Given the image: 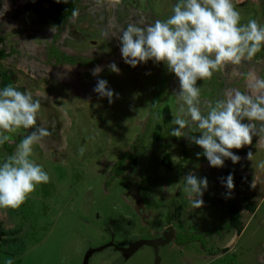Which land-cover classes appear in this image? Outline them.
Wrapping results in <instances>:
<instances>
[{
	"label": "rangeland",
	"instance_id": "1",
	"mask_svg": "<svg viewBox=\"0 0 264 264\" xmlns=\"http://www.w3.org/2000/svg\"><path fill=\"white\" fill-rule=\"evenodd\" d=\"M119 1L78 0L75 14L66 23L68 32L63 39L65 47L87 53L94 51L99 57L118 51V55L111 58L109 63L122 64L119 66L121 73L110 71L109 64L103 59L95 65L103 69L97 76V81L110 75L105 80L109 88L118 94L114 97V102L109 103L108 98H102L94 91L95 80L92 87L85 83L86 78H93L92 70L88 69H82V74L72 73L76 78H82V84L71 86L73 90L82 87V96L74 95L73 100H63L62 96L72 94L70 84L57 75H50V72L43 69L46 65L42 66L32 58L48 43L53 29L42 25L29 12L23 0H0V35L4 37L0 50L3 48L6 52H11L0 58V69L9 70L13 85L21 91L31 92L38 101L43 98V94L56 95L73 121L72 126L64 133L68 136V147L64 150L43 149L38 144L34 145L32 158L43 166L50 181L38 185L19 209L0 208V233L5 234L4 239L0 235V264H6L9 258L13 264H82L83 255L89 247L99 246L107 240H112L116 246H126L132 239L150 238L161 225L162 209H155L153 217L142 222L129 205L127 192L139 180L136 167L140 159L138 153L142 137L147 147H151L155 137L161 132H165L167 138H175L170 132L173 127H178L173 126L172 121L182 104L177 95L179 80L174 73L168 71L164 63L161 80L160 63L152 60L147 65L140 63L139 69L144 70V73L125 63L119 36L129 24L146 27L154 23L157 15L164 10L173 9L177 0ZM241 1L243 0H233L241 14V23L255 19L264 26V5L261 8L253 5L256 3L250 4L251 0H246L248 3ZM170 14H166L163 19ZM69 24L80 33L79 36H71ZM263 55L264 47L255 57L261 58ZM224 68L229 71L227 66ZM58 70H54L56 74ZM59 72L62 73L60 70ZM208 80H198L197 87L200 90L211 89ZM215 93L216 91L212 93V98ZM94 94L97 95L89 98V95ZM153 94L161 97L155 110L150 113ZM202 103L204 102L200 99L199 107ZM184 107L186 112V106ZM43 117L45 116L39 113L37 122H41ZM35 130L20 129L11 134L12 142L6 143L11 150L0 145V163L15 151L16 145L24 136ZM132 142L135 144L134 152L138 153L131 162H127L126 153ZM177 145L167 143L160 146L154 158L174 160L182 146ZM81 147H85L83 156L79 154ZM165 148L171 149L173 155H170L171 152L162 153ZM247 150L255 153L257 164L262 163L259 172L261 178L257 186L262 192L264 148L247 146ZM122 155L124 160L120 166L116 162ZM113 160L111 173L108 164ZM119 170L120 173L113 175ZM162 171L161 167L154 168L152 160L147 156L141 170L142 180H148ZM181 183L180 197L185 193L186 181ZM174 188L175 184L170 189ZM217 196V204L220 205L216 211H219L217 215L221 221L233 223L237 216V223H242L249 217L247 210L252 208H231L228 212L222 205L225 200ZM244 198L239 197L243 201ZM251 201L249 199L247 205ZM188 204L185 201L182 205H174V208L183 206L185 217L179 226L185 228L187 223L191 230L197 228L194 222L198 221L194 216V222L191 220L192 204V207L184 209ZM221 210L226 212L225 218L220 214ZM213 223L214 227L218 226ZM222 231L221 236L212 234L206 239L207 236L201 235L200 241L185 246L171 241L160 245L158 264H264V203L251 214L242 229L232 227ZM232 237L234 240L230 241ZM154 260V250L150 245L142 244L127 257L110 245L94 251L88 257L87 264H155Z\"/></svg>",
	"mask_w": 264,
	"mask_h": 264
},
{
	"label": "clouds",
	"instance_id": "2",
	"mask_svg": "<svg viewBox=\"0 0 264 264\" xmlns=\"http://www.w3.org/2000/svg\"><path fill=\"white\" fill-rule=\"evenodd\" d=\"M241 19L233 0H177L167 18L146 27L129 24L119 36L125 63L136 67L149 60L157 64L163 62L178 78L177 95L182 104L172 121L178 127H173L170 135L188 137L204 150L203 156L214 168H222L225 159L238 163L240 157L233 150L252 143L257 127L253 121L264 122V79L260 78H256L253 85L254 95L230 90L225 93V99L208 104L206 115L199 107L198 80L211 78L226 64L238 65L252 60L264 47V26L255 19L242 24ZM109 69L120 71L114 62ZM102 70L101 66H96L92 74L98 76ZM94 91L108 98L109 103L118 96L104 79L97 81ZM40 110L41 104L31 92L21 91L11 84L0 89V145L12 142L11 134L20 129H36L24 136L15 151L0 163L2 209H19L38 185L50 181L43 166L32 158L34 145L49 135L45 128L37 127ZM194 128L199 136L193 134ZM84 152L85 147H81L79 154L83 156ZM200 155L197 153L198 157ZM183 180L186 181L184 191L194 197L193 208H201L208 179L189 172ZM222 183L229 194L235 188L232 174L222 178ZM6 264H13L12 259Z\"/></svg>",
	"mask_w": 264,
	"mask_h": 264
},
{
	"label": "flooded vegetation",
	"instance_id": "3",
	"mask_svg": "<svg viewBox=\"0 0 264 264\" xmlns=\"http://www.w3.org/2000/svg\"><path fill=\"white\" fill-rule=\"evenodd\" d=\"M23 1L27 4L29 12H31L32 15H34L38 20H40V23L42 25L46 26L47 28L53 29L52 33L49 35L48 43L45 44V46L43 47V49L40 52H36L32 56V58L36 61H39V63H41L42 66H43V64L46 65L45 67H43V69H45L47 72H50V75H54V76L57 75L59 78L65 80L66 78L62 75V73L56 74V72L54 71L56 68H58L60 70L61 66L64 64L71 65V66L76 65L77 67L90 66V67L95 68V65H97L98 62H100V60L103 59V60H105L106 64L110 65L109 60L116 55V53H117L116 51L109 53V54L106 53L105 56L99 57L96 53H94V51H90V53H87V52L82 51V50L76 51L74 49H69L68 47H65L63 45V43H64L63 39L65 38L66 33L68 32L67 31L68 29H66V28H68V25L66 23H67V21H69L71 19V16L76 11L78 0L75 1L74 10L70 13V15H68L66 17V19H64V21L62 22L61 25H57L55 23L54 17H56L57 15L59 17H61L63 15V13H65L66 9L62 8L60 6V5L63 6V4H61V3L53 4L51 9H50V12L48 14V13H44V12L43 13H35L32 11V6H35V7L45 6L46 7L49 5V1L33 0L31 5H28L27 0H23ZM122 1L123 0H120L119 3H121ZM260 5H263V4H260ZM168 10L172 11V9H168ZM168 10H164V11H168ZM167 14H170V13H167ZM165 15L166 14H164L161 17V19H163V17ZM71 26H72V24L71 25L69 24V28H70L69 33L71 34V36L72 37L79 36L80 33L77 32L76 29H74ZM1 58H4V57H1ZM160 67H161V78H160V80H161L163 77V68H164L163 62L160 63ZM245 76H246V73H243V74H240L239 77L241 78V80H243L245 78ZM224 77L226 79V88L225 89H227L233 83V81L229 82L227 79V76L225 74H224ZM208 81H209V84L211 85V89H208L206 91H201L200 96L206 97V95L203 94L206 92L207 93L211 92V94H212L214 91H216V93L214 94L215 99H213L212 101H210V100L209 101H206V100L203 101L204 103H202V106L200 108H202L204 110L205 113H203V114H205V115L207 114V111H208V104L209 103H215L216 101H219L218 100V92L222 86V81L220 80V78L217 75H212V77L209 78ZM232 87L230 89H232ZM251 89L252 88L247 87L246 90H244V93H246L248 95L252 94ZM224 91H223V98L225 99V92ZM160 97H161V95H160ZM244 122L248 123L249 121L245 120ZM252 123H255V121H253ZM173 126H175V125H173ZM193 134H194V132H193ZM160 137H165V132H161V134L158 137H156L154 139V141ZM175 138H177V137H175ZM154 141H153V143H154ZM167 143H170V142L160 143L156 147V149L154 150V152L152 154H146V156L143 158V152L147 148H150V147L146 146V144L144 142V138L142 137L141 143H140V151H139V153L137 152L139 154L138 157H140L139 162H138L137 167H136V169H138L137 176H138L139 180L137 181V183L134 186L130 187L131 189L128 190L127 196H128L129 205L134 210V212L141 218V220L143 222L146 221V219H148L147 218V216L149 215L148 208H151V207L157 208L159 206V204H157L156 202L151 201V198L149 195L150 186L153 184H158V183L163 182L164 186L173 187V185L175 184V182L178 178H180L181 176L187 175L191 171L190 167L199 164L201 162V160H203L205 157V156H203L204 150L202 148H200V147L195 148V147L188 146L185 142H178L176 144H182V146H181L180 152L178 154L177 161L174 164H171L170 160L163 161L162 159L154 158V155L157 153L158 148L160 146L166 145ZM261 145L264 146V126H262L260 128L259 133L256 135V137H254L252 139L251 144L245 145L242 149H239V150L234 152L236 155H238V156L241 155L243 157L242 162H240V164L242 163V165L245 166V170H247V171L244 173L241 170V167L235 166L234 168L232 167L233 168L232 171L233 170L234 171L231 173H228L229 172L228 166L231 165V160H229V163L223 167L218 178H216L215 180L208 183V186H213L214 193L213 194L211 193L208 196V198H206V202H205V196H206L205 194L206 193L204 192L203 201H204V204L206 206V211L204 212L205 215H198L197 213H198L199 208L197 209L196 215L198 216V219H199V221L197 223L194 222V220L192 219L193 207L191 209L190 217H191V220L195 224H197V228L191 229V230L189 228L187 229L188 226L185 223L184 231L173 229L175 232V235H176V240H175L176 243L183 244V243H186V242L191 241V240L200 241L201 235L203 237L207 236L206 238H209L212 234H215L216 236L222 235V233H223L222 229L228 228L227 224L228 223L231 224V222L225 221V220L221 221L220 216L217 215V213H219V211H216V210L219 209L218 205H220V204H217L219 201L217 195H219L220 197H222L225 200L224 204H222V205L224 207H226L225 210L228 212H230L231 208H238L240 210L241 207L244 206L245 202L243 200H240L239 197L251 185L252 180L254 178V174H255L254 165H253V162L251 161L252 159L248 158L247 146H254V147L258 146L259 148H261L262 147ZM134 149H135V144H134V142H132L130 144V149L127 150V153H126L127 162H129V161L131 162L135 156L137 157V155H136L137 153L134 152ZM188 150H192V152L188 153ZM197 153H200L201 155L198 157ZM147 156L150 158V160H152V163L154 164V168L161 167L163 171L161 172V174L155 175L152 178H149L148 180L143 181L142 180L143 175L141 174V170H142V166L144 164V160ZM199 165H200V169L198 171H196V170L191 171L197 177L204 174L205 175L204 177H206L207 179H210L212 176H214L218 173V168H216L213 174H210V175L206 174L205 173L206 169L204 168V166H208L207 162H204L203 164L201 163ZM238 165H239V163H238ZM201 167H203V168H201ZM229 174H232L234 177V184H235L234 189H236V194H234V195H228L225 191L226 190L229 191V190L224 186V183H222V178H226ZM242 175H245V178L242 177ZM240 184L242 185V187ZM136 189H138V193L142 197V202H141L143 205L142 208L138 207V205L141 203L138 202L137 197L135 196ZM162 206H164V205H162ZM174 209H173L174 211L172 210L173 214H171L172 211H170V210L167 212H166V210L162 212V218L165 222V228H166V226L171 225L173 220H176L177 224H181L182 222H184L183 220H184L185 215L183 212V208L178 207V208H174ZM221 211L222 212H220V214H222L225 218L226 212L223 210H221ZM236 214H237V212H236ZM228 218H229V216H228ZM235 219L237 222L238 217L236 216ZM210 222H215V223H217L218 226L214 227L212 225H209ZM165 228H162L161 231L157 235H152L151 237L161 236L165 232ZM187 236L188 237L192 236L193 239H188V240L181 242L182 238H185ZM132 240L135 241L134 239H132ZM132 240L130 242H133ZM117 250H119V249H117Z\"/></svg>",
	"mask_w": 264,
	"mask_h": 264
},
{
	"label": "crops",
	"instance_id": "4",
	"mask_svg": "<svg viewBox=\"0 0 264 264\" xmlns=\"http://www.w3.org/2000/svg\"><path fill=\"white\" fill-rule=\"evenodd\" d=\"M241 2L243 3V2H247V1L246 0H243ZM253 3H256V4H253ZM259 3L264 5V0H254V1L251 0V3L250 4L258 5L259 6L260 5ZM263 5H260V7L262 8ZM256 7L257 6H255V9H257ZM117 55H118V51H117V53H116V55L114 57H116ZM149 62H150V60L146 63V65ZM120 65H122V64H120ZM120 65L117 64L118 68H120L119 67ZM139 66L140 65H138V67L136 66L135 67V70L136 71H139V72L142 71V73H144L143 72L144 70L139 69L140 68ZM225 66H227V68H229V71H228V69L224 68ZM225 66L224 67L222 66V68H220L218 71L223 72L227 76V79H228L229 82L230 81H233V83L227 89H225V91H224L225 93L228 92V91H230V90H238V91L240 90V91H242L244 93V90H246V88L249 87V88H252L251 89L252 90V94H249V95H254L255 92H256V90L253 87V85L255 84L256 78L264 79V55L261 58L259 56H257V57H254L252 60H244V61H242L238 65L226 64ZM82 69H85V70H87V69L88 70H93L94 67H90V66L77 67L76 65L75 66H71V65H67V64H64V65L61 66L60 71H62V73H63L62 75L66 78L65 81L68 84H70L69 90H72V92H70L72 94H68V96H66V97L65 96H62L61 97L63 100H65V98H70L71 100H73V96L74 95H76L75 97L82 96V87L77 88L76 89L77 92H76V90H73L71 88V86H74V85L76 86L78 84H82V78L79 79V78H76L75 76H73V74L75 72L82 74ZM58 73L60 74L59 70H58ZM119 73H121V71H119ZM243 73H246V76H245V78L243 80H241V78L239 76H240V74H243ZM76 75H78V74H76ZM78 76H80V75H78ZM108 76H110V75H108ZM108 76L105 77V79L108 78ZM93 78H95V79H93ZM93 78H91V79L90 78H86L85 79V83L87 84V86H90L91 85V87H92L93 86V84H92L93 83V80H95V83L94 84L96 85L97 78L98 77L93 75ZM231 87H232V89H230ZM84 90L89 91V89H84ZM201 91H206V89H201L200 92ZM203 94L206 95V97H201L200 96V99L202 101H205V100L206 101H209V100L212 101L213 99H215V95L212 98L211 92L210 93H207L206 92V93H203ZM96 95L97 94L89 95V98H93ZM57 98L58 97L56 95H54V94L51 93V94H43V98L39 100V102L41 104L40 113L42 114V116L44 115L45 117H43V119L41 120V122H37V127H44V128L46 127L45 129L49 133L48 136L44 137L41 140V142L38 143V145H40L43 149H45V148L46 149L53 148V149H58V150H64L65 148L68 147V136L67 135L65 136L64 133H66V130L69 129L70 126H72L73 121H72L71 115L69 114V112L67 111V109L65 107H63V105L61 104L60 101H58ZM74 102L75 101H73V103ZM67 103H70L71 104L72 102L67 101ZM200 109H201L202 113H205L202 108H200ZM184 118L187 119L186 116ZM193 132H194V134L196 136H199L200 135V133H198V130L195 129V128L193 129ZM179 145L181 146L182 144H178L177 146H179ZM256 148H258V146H256ZM261 148L263 149L264 146H262ZM166 152L167 153H170L171 152L170 155H173V152L171 151V149L165 148L162 153H166ZM191 152H192V150H188V153H191ZM247 152L248 153L249 152L251 153V157L250 158L252 159L251 161L253 162V165H254L255 174H254V178L252 180L251 185L240 196V197H245L244 198L245 204H244V206L241 207V209L242 210L243 209L244 210H247V208L250 207V208H252V210H250V209L247 210L248 213H249V217L247 219H245L244 221H242V223H237L238 221L237 222H233V223L231 222V224L228 223L227 224V227L228 228L234 227V229H236V228L239 227V228L242 229L244 227V225L246 224V222L248 221V219L250 218L251 214L256 209L260 208L262 206V204L264 203V191L261 192L257 188V186L259 184V179L261 178L259 172H261L260 166L262 165V163L257 164V160H256V157H255L256 155H255L254 152H252L251 150H247ZM239 157H240V160L238 162L239 165H238V163H235L234 164L231 161V165L228 166V168H229V172L228 173L233 172L234 170L232 171V169L235 166L241 167V170L244 173L247 171V170H245V166L242 165V163L240 164V162H242L243 157L241 155ZM177 158H178V155L177 154L175 155L174 160L171 157V159H172V160H170L171 164H174L177 161ZM114 160H116V159H114ZM114 160L111 161V163L108 164L109 167H110L109 172H111V173H112V168L111 167H112V164L114 163ZM204 162H207L208 163V166H204V168L206 169V172L205 173L208 174V175L213 174L216 168L210 166V164H209V162H208V160H207L206 157H204V159L201 160V162L199 164H201V163L203 164ZM199 164H197L195 166H191L190 167V170L191 171H193V170L198 171L200 169V165ZM201 168H203V167H201ZM148 174H149V172H148ZM148 174H147V176H148ZM185 176H181L180 178H178L176 180L174 190H171L170 189L171 187L164 186V183L163 182L158 183L157 185L156 184H153V185L150 186V188H149V195H150L151 201L156 202L157 204H159V206L157 208H155V207L148 208L149 215L147 216V218L150 219V218L153 217V213L152 212H154L155 209H158V210H161L162 209V212L165 211V210H166V212L169 211V210L172 211L174 209V205L175 206H177L176 204H181L182 205V203H184L185 201H187L189 204L187 206H185L184 209L187 210V208L192 207L191 204H192V200L194 199L193 196H190L186 192L183 193V196L182 195H181V197L178 196L180 194V191H181V189H180V187L182 185L181 182L184 181L183 180V177H185ZM204 176L205 175L203 174V175H200L198 177L204 178ZM242 177L245 178V175H242ZM204 192L206 193L205 194L206 195L205 196V202H206V198H208V196L211 193L212 194L214 193L213 186H208L207 190H204ZM225 192L228 195H234V194H236V189L232 190L230 194H229V191H227V190ZM174 198H176V199L173 200ZM249 199H252V201H251L250 205H247V201ZM174 201H175V204H173ZM162 205H164V206H162ZM179 207L183 208V206H179ZM205 208H206V206H205V204H203V206L201 208H199L197 214L198 215H205V213H204L206 211ZM162 212H160V213L162 214ZM160 223H161L160 227L157 230H155L154 233H152V235H157L161 231L162 228H165V222H164L163 218H162V220H160ZM179 225H181V224H177V221L176 220H173V222L171 223V226H172V228L174 230L184 231L185 228H183V227H181ZM186 225L188 226L187 223H186ZM209 225L214 226L215 224L213 222H210ZM187 229H188V227H187ZM4 237H5V234L2 235L1 238L4 239ZM206 239H209V238H206ZM232 240H234V237H232V239L230 241H232ZM108 241L109 240H107L106 242H108ZM191 242H196L197 243L198 240L188 241L186 243L181 244V246H185V245H187V244H189ZM166 243H168V242H166ZM171 243L176 244V242L173 241V240H171ZM107 246H110V245H107ZM113 246L116 249H119L115 245H113ZM104 247H106V246H104ZM119 250L124 255V257H127V256H129L131 254V253L127 254L124 250H121V249H119ZM95 251H97V250H95Z\"/></svg>",
	"mask_w": 264,
	"mask_h": 264
},
{
	"label": "water",
	"instance_id": "5",
	"mask_svg": "<svg viewBox=\"0 0 264 264\" xmlns=\"http://www.w3.org/2000/svg\"><path fill=\"white\" fill-rule=\"evenodd\" d=\"M171 12H172L171 10L161 12L157 16L156 20L161 19V17L164 14L171 13ZM213 75H217L220 78V80L222 81V86H221V88L219 89V92H218V100L221 101V100L224 99L223 98V91L226 88V79L224 77V74L221 71H218V70L215 71L213 73ZM255 123H256L257 127L254 130L253 138L256 137V135L259 133L260 128L262 126H264V122L255 121ZM185 131L188 132L189 130L185 129ZM166 142H170V143L185 142L188 146L199 148V146H197L195 143H191L188 137H177V138L160 137V138H158V139H156L154 141L153 145L150 148H147L143 152V158L146 156V154H152L154 152V150L156 149V147L160 143H166ZM237 150H239V149H234L233 152H235ZM229 160L230 159H225L224 166H226L229 163ZM223 167L222 168H218V173L216 175L212 176L210 179H208V183L213 181V180H215L216 178H218V176L220 175ZM135 196L137 197L138 202L141 203L142 202V197L138 193V189H136V191H135ZM203 198H204V195H203L202 199ZM138 207L142 208L143 207L142 203L139 204ZM197 209L198 208H195V209L193 208L192 215L196 218L197 221H199V219H198V217L196 215ZM171 240L175 241L176 240V235H175V232H174L172 226L168 225L165 228V232L161 236L151 237V238H139V239H137V240H135L133 242H130L127 246H116V245L115 246L117 248L121 249V250H124L127 254H129V253L133 252L134 250H136V248H138L142 244L151 245L153 247L154 254H155L154 262H155V264H158V261H159L158 247H159V245H162V244H164L166 242H169ZM107 245H114V244H113L112 241H108V242L100 244L99 246H96V247H89L86 250V252L84 253V255H83L82 264H87V259L92 254L93 251L99 250V249H101V248H103L104 246H107Z\"/></svg>",
	"mask_w": 264,
	"mask_h": 264
},
{
	"label": "trees",
	"instance_id": "6",
	"mask_svg": "<svg viewBox=\"0 0 264 264\" xmlns=\"http://www.w3.org/2000/svg\"><path fill=\"white\" fill-rule=\"evenodd\" d=\"M33 0H27L28 5L32 4ZM49 1V5L48 6H39V7H35L32 6V11L35 13H48L50 12V9L52 7L53 4H57V3H61L63 4L60 5L62 8H65V13H63V15L61 17H59L58 15L56 17H54V21L57 25H61L62 22L64 21V19H66V17L68 15H70V13L74 10L75 8V1L76 0H46ZM62 1V2H61ZM4 40V37L0 35V43H2ZM13 51V50H11ZM11 52H5V50L2 48L0 50V58L1 57H5L6 55L10 54ZM11 84L13 87V78H12V74L10 73L9 70H4V69H0V89H2L3 87L7 86ZM159 99H160V95H152V101H151V106H150V113H152L156 107V105H158L159 103ZM158 137V136H157ZM156 138V137H155ZM5 147H7V144H4ZM9 149V151L11 150V147H7ZM124 160V155H122L116 162V164H119L121 166V163ZM122 170V169H121ZM121 170L116 171L115 174L113 175H117L118 173L121 172ZM114 171V170H113ZM3 233H0V235H2ZM188 239H193L192 236L191 237H185L182 238L181 242L188 240Z\"/></svg>",
	"mask_w": 264,
	"mask_h": 264
}]
</instances>
